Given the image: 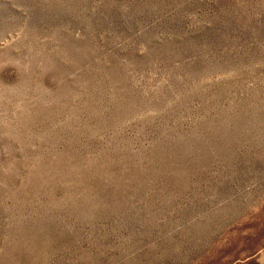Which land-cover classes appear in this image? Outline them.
<instances>
[{"label": "rangeland", "instance_id": "374dc122", "mask_svg": "<svg viewBox=\"0 0 264 264\" xmlns=\"http://www.w3.org/2000/svg\"><path fill=\"white\" fill-rule=\"evenodd\" d=\"M0 264H264V0H0Z\"/></svg>", "mask_w": 264, "mask_h": 264}]
</instances>
